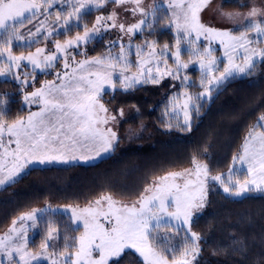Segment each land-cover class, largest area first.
<instances>
[{
	"label": "snow or ice",
	"instance_id": "snow-or-ice-1",
	"mask_svg": "<svg viewBox=\"0 0 264 264\" xmlns=\"http://www.w3.org/2000/svg\"><path fill=\"white\" fill-rule=\"evenodd\" d=\"M109 4L130 13L134 22H123L121 14L113 8L107 15H97L91 28L86 23L80 28L85 15ZM211 4L212 0H166L168 14L164 19L166 27L175 32L174 46L164 43L157 51L158 42L145 39L143 45L136 46V55L141 58L135 64L136 72L124 75L133 65L127 58L123 43L118 56L86 57L82 61L75 60L72 50L93 42L97 37L102 38L103 33L111 29L119 30L121 40L123 36H128L130 50L132 36L143 34L146 29L151 34L154 26L161 22L157 20V13L163 10V5L154 2L145 8L143 0H0V77L28 65L33 71H44L53 68L60 57H63L65 69L73 65V75L66 83L45 82L43 87L30 95L24 94L26 105H42L39 112H30L27 119L21 116L9 122L6 119L9 112L7 93L0 97V149L3 150L0 152V186L15 182L16 177L33 162L41 165L52 162L66 164L76 160L89 162L101 152H110L117 141V134L110 124H114L118 117L102 102L105 86L113 90L119 86L128 92L138 85H157L166 76L179 79L181 71L187 69L189 63L197 61L203 91L193 96L186 90L182 96L183 103L180 102L181 97H174L172 104L177 118L179 112L183 113V123L178 122L177 127L182 131H191L192 114L199 115L203 107L201 100H210L212 91L228 78L251 75L257 58L264 61V48L252 47L264 38V8L253 6L246 14L221 9L222 18L241 21L242 30L238 29L237 35L231 30H219L202 22L201 13ZM56 5L59 8H55ZM51 9H55L58 29L46 28V21L52 15ZM39 15H43L45 20L40 22L32 35L47 30L44 37L47 40L54 30L57 36L61 34L60 30L67 36L76 28L75 36L63 43L56 39L55 52L45 54L44 48H37L35 53L16 55L14 43L24 40L18 29L30 24ZM137 16L139 19H136ZM250 33H255V38ZM201 37L208 41L203 50L199 44ZM213 42H218L224 50L227 62L222 71L211 47ZM31 43L28 41L26 46L30 47ZM182 44H186L187 48H182ZM115 46L116 42H111L109 53ZM185 52L189 57L187 63L182 61ZM145 56L147 59H143ZM169 59L173 62L172 67L168 64ZM117 67H120V75L114 79ZM56 75L57 79H61L60 73ZM64 75L68 76L67 73ZM13 79L20 83L23 92L28 86L29 74L24 72L23 79L20 74H15ZM181 83L185 89L194 86L187 75ZM116 112L120 117L125 114L123 108ZM165 126L172 128L171 123ZM5 136L8 137L7 143ZM12 144H15L14 149L10 148ZM232 161L242 168L246 166L243 179L240 178L241 170L231 168L227 178L223 173L213 175L207 163H202L197 155H193L192 167L154 178L131 204L120 203L110 194H102L85 207L68 206L63 211L70 212L68 218L75 225L72 231L79 232V235H65L62 251H57L50 243L60 239L55 219L43 220L44 216H53L58 209L49 207L47 210L25 212L18 220L14 219L8 231L0 236V264H41L42 261L47 264H119L126 249L135 250L144 264H198L201 237L192 230V218L194 212L205 206L210 182L219 184L225 193L233 196L251 191L264 192V113L249 128L241 151L232 157ZM41 222L46 225L45 236L39 250L31 251L28 232L36 229ZM161 228L176 234L186 229L183 243L176 245L172 242L173 237L160 236L158 231ZM246 248L245 241L233 238L229 246L218 248L213 255L230 250L233 255L243 256ZM166 253H171V258Z\"/></svg>",
	"mask_w": 264,
	"mask_h": 264
},
{
	"label": "trees",
	"instance_id": "trees-1",
	"mask_svg": "<svg viewBox=\"0 0 264 264\" xmlns=\"http://www.w3.org/2000/svg\"><path fill=\"white\" fill-rule=\"evenodd\" d=\"M87 16L91 19L93 13ZM41 18L42 15L34 18L20 30H33L34 26L39 25ZM159 19L161 18L157 15V20L161 21ZM48 20L51 23L52 18L49 17ZM166 24V20L161 21L154 26L151 34L147 29L139 34L137 45L143 44L147 39L157 41L160 47L164 43L174 46V33ZM51 29H57V26L54 25ZM60 31L61 34L57 36L54 30L52 37L48 39L64 40L75 36L77 29L73 28L67 36L62 34L63 30ZM46 33L43 35L47 36ZM43 37L35 35L34 40L39 42L33 41L30 47L15 42L14 53L20 55L34 51L38 44L46 41ZM83 50L84 55L98 56L102 53V46L99 41L94 40L84 46ZM261 64L255 67L251 75L220 86L211 100H201L203 107L199 115L192 114L191 131H182L177 127L179 118L171 115L168 102L174 92L186 90L181 83L184 75L194 85L190 89L198 86L200 73L197 71L182 72L179 79L165 78L157 85L144 84L128 92L119 90L106 102L112 108L120 107L126 109V112L129 109V113L125 115L127 123L122 124L137 126L131 137L126 130L120 145L95 164L34 167L21 174L12 185L0 190V231L8 228L21 213L46 203L81 205L102 194H110L125 201L137 199L154 178L190 166L193 155L211 160L210 164L215 171H225L232 157L241 149L249 128L264 113V63ZM5 93L9 101L6 119L10 122L21 116L25 117L28 109L24 105L21 85L13 79L0 77V97ZM168 123L172 124L171 129L165 126ZM245 173H240L241 179ZM69 216L70 214L62 211H57L51 217L45 216L47 218L44 221L55 219L59 227L58 248H63L65 235H79V232L72 231L75 225L71 223ZM40 225L46 228L44 222ZM164 229L163 236L173 237L172 242L176 245L183 243L186 229L179 234ZM192 230L201 237L198 264H264V193L251 191L246 195L233 196L222 189H211L203 214L192 221ZM39 236L37 234L34 242L29 245L36 251L38 242L43 240L36 241L43 234ZM233 238L245 241L247 248L243 256L233 255L230 250L213 255V251L218 248L229 246ZM166 254L171 258V253ZM119 264L144 262L134 251H126L119 259Z\"/></svg>",
	"mask_w": 264,
	"mask_h": 264
},
{
	"label": "rangeland",
	"instance_id": "rangeland-1",
	"mask_svg": "<svg viewBox=\"0 0 264 264\" xmlns=\"http://www.w3.org/2000/svg\"><path fill=\"white\" fill-rule=\"evenodd\" d=\"M154 2L157 3V4L163 5V10L161 12H158L157 15L161 18L159 20H161L162 22H164L165 21L164 17L168 14L166 0H143V6L145 8H148ZM240 5H247V6L246 7H241ZM253 6L260 7V8H264V0H212V4L209 5V7L207 9H205V11L203 13H201V20L206 25H209L211 27L217 28L219 30H231L235 34L238 35L239 34L238 29L239 30H242V23H241V21H229L227 19L222 18L221 15H220V10L222 9L224 12H233V13L239 12L241 14H246L251 9V7H253ZM55 8H59V5H56ZM113 8H115V10L118 13L121 14V20L123 22H125V23H132V22H134V20L131 17V14L130 13H125V12H123V10L121 8H116L115 5L109 4V5L105 6V8L100 9L98 11H96V10L91 11L90 13H93V17L91 19L88 18L87 15H85L83 17V19L81 20V22H80V27H83V25L86 23L88 25V27L91 28L93 26V24L95 23V18H96L97 15H100V14L107 15L110 11L113 10ZM50 11L52 12V15L50 16L52 18V21H51V23H49V20L47 19V21H46V28L47 29H51L54 25H56L57 26V29H58V25H57V23L55 21V9H51ZM39 16H41V15H39ZM89 19H90V21H89ZM136 19H139V16H137ZM39 20H40L39 21V25L34 26V29L31 30V31H29L30 29H28V30H25V32H23L22 30H20L21 28L18 29L19 33L23 34V36H24V40L23 41H18L19 44L21 43V44L27 45L28 41H31V42L38 41V40H34L35 35H32L31 33H34L35 32L36 28L40 26V22L42 20H45V17L43 16V18H41ZM46 32H47V30L42 31L39 34L40 37L45 36L43 34L46 33ZM173 33H174V36H175V32L174 31H173ZM75 34H76V32H75ZM81 34H82V31H81ZM139 34L140 33H137L134 36H132V39H131V49L129 50L128 49V44H129L128 36H123V39L121 40L120 38H121L122 34L119 32L118 29H111L110 31L104 32L102 38L97 37L95 39V40L99 41V43L102 46V53L99 54L98 56H107L109 54H111L112 56H118L120 54V44L123 43L124 46H125V48H126L127 58L130 61V63L133 65V67L130 68L127 72H125L124 75H132V74H134L136 72L135 64H136V62H137L138 59H141L140 57H138L136 55V46H137V41L139 40V37H138ZM249 35L251 37L255 38V33H250ZM72 37H74V36H72ZM72 37H69V38H72ZM69 38H66V39H69ZM66 39L60 40V42L63 43ZM261 39H262V42L260 44H258V45L257 44H253L252 47L264 48V38H261ZM55 40L56 39H52V40L47 39L45 42L43 41L42 43L38 44L35 47L34 51H32L31 53H35V51H36L37 48H44L46 50L45 51V54H48V53H51V52H55V47H54V41ZM113 41L116 42V46L114 48H112L111 53H109V47L111 46V42H113ZM199 44H200L201 50H203L204 47L208 46V41L205 40L203 37H201V39L199 41ZM141 45H143V44H141ZM84 46H86V45H84ZM84 46H81L79 49L72 50L74 52V54H75V60L76 61H82L86 57L88 59H92V58L98 57V56L89 57L87 55L81 56V54L79 55V53H84L85 54V50H83V47ZM211 47L214 50V55L220 61V63H219V70L222 71L224 65L227 62L226 58L224 57V50H223V48L221 47V45L218 42H213L211 44ZM182 48H185L186 49L187 48V45L186 44H182ZM159 50H160V46L157 48V51H159ZM172 50L174 51V47L172 48ZM145 51H147V50H145ZM186 53L187 52H185L183 54V56H182V61L185 62V63H187L189 61V57H188V55ZM28 54H29V52L25 53L24 55H28ZM40 59L42 60L43 57H40ZM143 59H147V56L143 57ZM69 60L71 61V57H69ZM261 63L263 64L264 61H261V60H259L257 58L256 66L259 65V64H261ZM168 64H169L170 67L173 66V62H172L171 59L168 60ZM192 70L193 71H197L198 73H200L199 63L197 61H193L192 63H189V67L187 69L182 70L181 73L182 72H190ZM24 72H27L29 74V79H28V86L24 89L23 92H24V94L27 93V94L30 95L31 92L36 91L37 89L43 87L45 85V82L55 81L57 85H59L61 83H66L67 80L69 78H71L72 75H73V65L70 64L69 68L68 69H65L64 68V60H63V57H60L58 59V61L55 62V66L53 68H46L44 71H41L40 69H35V71H33L32 66L31 65H28L26 68H22L20 70L14 69L12 74H10V75H8L6 77H1V78L2 79H6V78L13 79V76L15 74H20L21 75V79H23V73ZM57 73H60L61 79H57V75H56ZM65 73L68 74L67 77H65V75H64ZM218 74L219 73H217V75ZM119 75H120V67H117L115 69L113 78L114 79H118L119 78ZM33 76H34V79L32 78ZM244 76L245 75H242V74H240V75H234L233 77H230L226 81H224L220 86H223L225 84L227 85V84H229L233 80L242 79ZM90 78L91 79H94V77H90ZM165 78H169V77L166 76V77L163 78V80ZM200 79H201V73H200L199 81H200ZM13 80L16 81L15 79H13ZM17 83H19V82H17ZM149 84H151V83H149ZM197 85L198 86H196L193 89H190L188 87L189 89L188 88L186 89L187 92L189 94L193 95V96L199 95V93L202 92L203 89L200 87V83H198ZM138 86H142V85H138ZM219 87L216 88L215 90H213V92L211 93V99L214 97V92L217 93L219 91ZM119 90H122V89L119 88V86L115 90H113V89L105 86L104 94L102 96V102L105 103L106 107H108L115 114H117V117H118L117 121L114 124H110V126L113 127V130L117 134V141H116V143L114 145L113 150H111L108 153L101 152L99 156H96L94 159H92L89 162H84L83 160H76V161H72V162H69V163H66V164L65 163L52 162V163H45L43 165H41L39 163H36V162H33L32 164H29L23 170V172L21 174H23L24 172H26L29 169L34 168V167H54V166L59 167V166H68V165L69 166H71V165H83V166L92 165V164H95L97 162H100L102 159H104L105 157L109 156L114 151V149L116 148V146L120 145V140L123 139L124 138V135H125L124 132L127 130V132H129V137H131V135L133 134V132H132L133 129L137 128V126L135 127V126L131 125V123H129L128 125H124V126L122 124V123H125V124L127 123V121H126L127 120V117H125V115L127 114V112L129 113V109H127V112H126V109H124V113L125 114H124L123 117H120L118 115V112H116V110L117 109H120V107L119 108L109 107L108 106L109 102H106L107 100H110L117 92H119ZM186 90H183V91H180V92H174L171 95V98L169 99V102H168L169 111H170L171 115H175L173 113V110H172V104L174 102V97H181V101L180 102L182 104L183 103L182 96H183V93ZM205 99H207V98H205ZM24 105L28 109V114L25 117H23L24 119H27V116L29 115L30 112H39L41 110V107H42V105L35 104V103L30 104V105H26L25 102H24ZM177 112H179V109H177ZM178 118H179L180 123L182 124L183 123V113L182 112H179V117ZM127 138H128V136H127ZM4 140H5V143H7L8 137L5 136ZM10 148L11 149H14L15 148V144L10 145ZM241 149H242V147H241ZM241 149L239 150V152L241 151ZM2 151L3 150L0 149V152H2ZM239 152H237L236 154H238ZM199 158H200V160H201L202 163H207V165H208V167H209V169H210V171H211V173L213 175L218 174V173H223L225 175V178H227V174L229 173V169L230 168L233 169L234 171L235 170H241L240 173H242V171H245V172L247 171L246 166H244L242 168V166L239 163H236L234 165L233 164V161H231V163H229V166H228V168L225 171L217 172V171H215L212 168V166L210 164V161L211 160H209L208 158L205 159L204 157H199ZM8 159H9V161L11 160L10 157ZM190 167H192V164L190 166H188L187 168H190ZM184 169H186V168H184ZM182 170L183 169L176 170V171H182ZM21 174L16 177L15 181H17L19 179V177L21 176ZM13 183L14 182H11V183L6 184L4 186H0V190L6 189V187L12 185ZM211 189H222L223 190V188L219 184H216L214 182H210V187H209V190H208V196H209V192H210ZM255 192H257V191H255ZM249 193L250 192H247V193H244L243 195H246V194H249ZM262 193H264V192H262ZM226 194H228V193H226ZM208 196H207V199H208ZM112 197L114 198V200H116V201H118L120 203H126V204H131V203L135 202L139 198L138 197L137 199H134V200H131V201H125V200H122V199H118V198H116L114 196H112ZM92 201H94V200H92ZM92 201H90V202H92ZM88 203H84V204H81V205H79V204L50 205L49 203H46V204H43L40 207H36V208H33V209H45V210H47L50 207V208H53V209H58V211L64 212L63 210L65 208H67L68 206L85 207V206H87ZM206 204H207V202H206ZM206 204L203 207V209H201L200 211L194 212L192 221L195 218L199 217L201 214H203V212L205 210V207H206ZM105 207H106V205H105ZM31 210H28L26 212H29ZM23 213H25V212H23ZM23 213H21L20 215H22ZM68 214H70V212ZM19 216H17L15 219L18 220ZM45 218H47V217L44 216L43 217V220ZM28 223L30 224L31 222L29 221ZM173 223H175V222H173ZM11 226H12V222L8 226V228L4 229L3 231H0V236H3L8 231V229ZM17 227H19V223L17 224ZM163 231H165L164 228L159 229L158 234L160 236H163V234H162ZM45 232H46V228H43V225L41 226L40 224L37 226L36 229H30L29 232H28L29 245H30L31 242H34V239H35V237H36L37 234H40V236L43 234V236L41 238H38V240L36 239V241H39L40 239H43L44 236H45L44 235ZM38 243L40 245L41 242H38ZM50 243L56 248L57 251H62L63 250V248H58L59 247V246H57L58 240H53ZM29 250L36 251V250L31 249L30 246H29ZM38 250H39V246L37 248V251ZM126 251H134L135 252V250H133V249H126L125 252ZM125 252L122 254V256L125 254ZM137 255L139 256L138 253H137ZM0 259H2V258H0ZM140 259H142V261H143V258L142 257H140ZM5 264H6V262H5ZM41 264H47V262L42 261Z\"/></svg>",
	"mask_w": 264,
	"mask_h": 264
}]
</instances>
